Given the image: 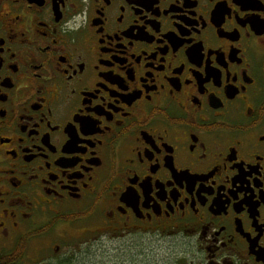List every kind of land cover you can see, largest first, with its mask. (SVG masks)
Here are the masks:
<instances>
[{
	"label": "flooded vegetation",
	"instance_id": "1",
	"mask_svg": "<svg viewBox=\"0 0 264 264\" xmlns=\"http://www.w3.org/2000/svg\"><path fill=\"white\" fill-rule=\"evenodd\" d=\"M94 232L264 264V0H0V257Z\"/></svg>",
	"mask_w": 264,
	"mask_h": 264
},
{
	"label": "rangeland",
	"instance_id": "2",
	"mask_svg": "<svg viewBox=\"0 0 264 264\" xmlns=\"http://www.w3.org/2000/svg\"><path fill=\"white\" fill-rule=\"evenodd\" d=\"M58 232L56 228L47 238H53ZM97 235L98 232H94L77 239L64 236L67 241L61 247V251H68L70 258L63 264H188L187 259L179 261L183 256V248L173 238L149 235L125 237ZM35 243L39 247L42 246L41 243ZM43 249L44 247L40 248ZM53 262L47 258L41 262L35 259L31 263L21 264H55Z\"/></svg>",
	"mask_w": 264,
	"mask_h": 264
},
{
	"label": "trees",
	"instance_id": "3",
	"mask_svg": "<svg viewBox=\"0 0 264 264\" xmlns=\"http://www.w3.org/2000/svg\"><path fill=\"white\" fill-rule=\"evenodd\" d=\"M19 253H13L12 255L8 256H2L0 257V262L1 261H7V264H16V261L19 258Z\"/></svg>",
	"mask_w": 264,
	"mask_h": 264
}]
</instances>
